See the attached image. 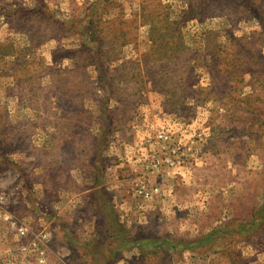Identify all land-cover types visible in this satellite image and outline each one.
<instances>
[{
    "label": "rangeland",
    "instance_id": "374dc122",
    "mask_svg": "<svg viewBox=\"0 0 264 264\" xmlns=\"http://www.w3.org/2000/svg\"><path fill=\"white\" fill-rule=\"evenodd\" d=\"M0 196L48 264H264V0H0Z\"/></svg>",
    "mask_w": 264,
    "mask_h": 264
},
{
    "label": "built area",
    "instance_id": "2783aa9c",
    "mask_svg": "<svg viewBox=\"0 0 264 264\" xmlns=\"http://www.w3.org/2000/svg\"><path fill=\"white\" fill-rule=\"evenodd\" d=\"M139 192L145 197H150L151 193L146 189H140ZM0 226H6L9 233L18 239L16 245L17 256L27 259L34 257V264H48L49 249L47 246L50 240L49 233L42 230L35 232L24 220H20L11 211H9L4 202L3 196H0ZM28 241L22 242V239Z\"/></svg>",
    "mask_w": 264,
    "mask_h": 264
},
{
    "label": "trees",
    "instance_id": "16d2710c",
    "mask_svg": "<svg viewBox=\"0 0 264 264\" xmlns=\"http://www.w3.org/2000/svg\"><path fill=\"white\" fill-rule=\"evenodd\" d=\"M96 192H100V191H96ZM115 210H112V209H110V212L108 211L107 212V214H108V216L110 215V220H109V222H108V225L109 224H112V225H117L119 222H118V218H117V216L115 215ZM108 221V220H107ZM254 224V223H253ZM107 233L109 234L108 236H107V240H105V242H106V244L109 246L110 245V243H111V241H112V239L113 240H120L119 238L120 237H118L119 236V233L118 232H116L112 227L110 228L109 227V229L107 230ZM211 236V234H207V236H206V238H209ZM122 239H124L125 241V243L126 242H128L129 240L128 239H125V238H122ZM164 241V240H163ZM160 242H162L161 240H156V241H154L153 243L154 244H159ZM137 245V244H136ZM116 247V246H115ZM120 247V246H119ZM119 247H117V248H114V250L112 251L113 252V254H112V256L114 255V258H116L117 257V253L118 252H120V250L118 249ZM93 259V261H96V260H99V258H92Z\"/></svg>",
    "mask_w": 264,
    "mask_h": 264
}]
</instances>
